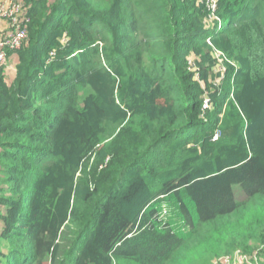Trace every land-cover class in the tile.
Listing matches in <instances>:
<instances>
[{"label": "trees", "instance_id": "1", "mask_svg": "<svg viewBox=\"0 0 264 264\" xmlns=\"http://www.w3.org/2000/svg\"><path fill=\"white\" fill-rule=\"evenodd\" d=\"M23 2L15 79L0 68V264H186L248 207L223 254L264 264V0H218L220 32L206 0Z\"/></svg>", "mask_w": 264, "mask_h": 264}, {"label": "built area", "instance_id": "2", "mask_svg": "<svg viewBox=\"0 0 264 264\" xmlns=\"http://www.w3.org/2000/svg\"><path fill=\"white\" fill-rule=\"evenodd\" d=\"M207 7L210 12V19L207 21L208 28H217V30H223L225 24L223 19L217 15V3L218 0H206ZM209 22L211 24H209ZM213 22V23H212ZM6 23V28H2V24ZM30 24V17L28 15V7L23 1L7 0L3 6H0V68L5 67L8 59V52L16 51L20 49L28 39V30ZM211 44V41L208 40ZM215 58L221 64L223 62V54L219 51L214 52ZM224 67H220V71L224 70ZM208 104L205 103L207 108ZM257 252H253L250 255L243 254L241 251H237V254L227 255L229 259L241 258L239 264H258ZM255 255V256H254ZM254 256L249 261L248 258Z\"/></svg>", "mask_w": 264, "mask_h": 264}, {"label": "rangeland", "instance_id": "3", "mask_svg": "<svg viewBox=\"0 0 264 264\" xmlns=\"http://www.w3.org/2000/svg\"><path fill=\"white\" fill-rule=\"evenodd\" d=\"M7 0H0V6H3V4ZM16 1H23V0H16ZM11 57V56H10ZM8 62V59H7ZM9 67V68H8ZM5 72L7 76H13L14 75V66H11V59H9L8 65L5 68ZM221 82V81H220ZM218 83V82H217ZM219 84V83H218ZM235 195L238 200H241L242 197H245L242 189L239 186H235ZM169 209V208H168ZM166 208V211H168ZM258 210L262 209V206L259 205L257 207ZM170 210V209H169ZM254 216V211L251 207H248L238 214L231 217H227V222H223L221 225L222 235L220 236L219 233L216 231V226L214 225V231L212 232V242L213 244L209 243L208 241L202 242L200 240V236L197 240H193L190 243L191 250L189 252V255H187L186 264H239L241 262V258H236V256L233 259H229L227 261V255H236L238 250H235L232 254H223L225 250V242L222 240L224 237H230V232L234 230V232L239 236H244L247 232L248 234L251 232V222ZM218 220V222H220ZM219 243V244H218ZM241 251V250H239ZM243 254L250 255L248 253H245L241 251ZM217 255H220L219 257H216ZM257 255V254H255ZM254 255V256H255ZM254 256H251L249 261H251ZM216 257V258H215ZM244 264L245 261H244Z\"/></svg>", "mask_w": 264, "mask_h": 264}, {"label": "crops", "instance_id": "4", "mask_svg": "<svg viewBox=\"0 0 264 264\" xmlns=\"http://www.w3.org/2000/svg\"><path fill=\"white\" fill-rule=\"evenodd\" d=\"M2 28H3V29L6 28V23H3V24H2ZM9 59H11V66L13 65V66H14V70H15L13 76H8V77H9L8 80H9L10 82H12V81L15 79V76H16V75H15V74H16V69H15L16 67H15V66H16V63H17V61H18V58H17V55H16V54H12L11 57H10ZM8 62H9V61H8ZM8 62H7V65H8ZM7 65H6V66H7ZM8 68H9V67H8Z\"/></svg>", "mask_w": 264, "mask_h": 264}, {"label": "bare ground", "instance_id": "5", "mask_svg": "<svg viewBox=\"0 0 264 264\" xmlns=\"http://www.w3.org/2000/svg\"><path fill=\"white\" fill-rule=\"evenodd\" d=\"M209 15H210V13H209ZM220 31H222V30H220ZM220 31H219V32H220ZM28 36H29V35H28ZM210 41H211V40H210ZM228 60H229V59H228ZM223 66H224V65H223ZM1 70H2V69H1ZM221 76H222V73H221ZM8 79H9V78H8Z\"/></svg>", "mask_w": 264, "mask_h": 264}]
</instances>
